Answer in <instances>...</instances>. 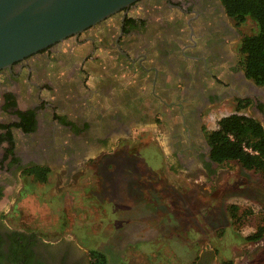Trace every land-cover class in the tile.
I'll return each instance as SVG.
<instances>
[{
  "label": "rangeland",
  "instance_id": "374dc122",
  "mask_svg": "<svg viewBox=\"0 0 264 264\" xmlns=\"http://www.w3.org/2000/svg\"><path fill=\"white\" fill-rule=\"evenodd\" d=\"M227 22L238 35L224 43L225 66L215 73L219 82L209 80L203 92L184 88L178 73L175 83L164 77L168 97L157 102L148 96L147 85L129 81L130 71L116 67L121 61L115 60L114 65L105 55L111 62L99 69L85 62L86 85L70 92L87 96V88L109 77L115 84L113 91L131 96L114 104L123 128L101 134L109 125L104 113H110L112 104L100 101L93 108L95 100L87 101L89 109L82 115L91 130L75 137L65 133L52 141L55 147L79 137L86 148L72 149L70 158L66 151L55 154L44 182L16 176L8 189L11 194L0 200L5 222L33 231L44 241L71 240L85 259L87 251L97 250L106 264H264V233L255 241L244 238L264 214L263 179L235 162L209 161L204 139V132L213 129L219 117L235 111L236 99L264 100V85L244 80L251 85L248 90L242 81L232 82L235 74L244 78L239 40L253 33L255 24L249 18L237 26L230 19ZM178 26L184 28L183 20ZM94 72L102 79L93 81ZM143 91L146 96L140 97ZM194 91L197 96L192 98ZM40 99L52 102L55 95L43 90L39 97L34 91L21 97L24 105ZM192 105L198 112L197 126L190 114ZM239 112L264 126L263 104H251ZM133 186L140 189L136 196ZM132 222L146 231L126 242L130 233L125 231Z\"/></svg>",
  "mask_w": 264,
  "mask_h": 264
},
{
  "label": "flooded vegetation",
  "instance_id": "af4514ba",
  "mask_svg": "<svg viewBox=\"0 0 264 264\" xmlns=\"http://www.w3.org/2000/svg\"><path fill=\"white\" fill-rule=\"evenodd\" d=\"M229 19L218 0H136L108 18L1 68L0 114H6V117L0 115V124L21 123L31 129L23 131L13 125L0 128V200L9 197L8 189L24 168H49L48 162L60 151H66L70 158L72 149L83 151L86 148L79 137L74 142L69 140L67 145L55 147L52 141L65 133L75 137L91 130L82 115L89 109L87 101L95 100L93 108H97L100 101L112 104L110 113H104V120L109 125L100 128L101 134L123 128L114 104L131 96L113 91L115 84L109 77L102 79L100 73L94 72L93 81L102 80L96 85L93 83L91 90L87 88V96L76 97L70 92L71 88L86 85V75L82 76L87 73L85 62L95 64L99 69L106 68L110 61L105 55L112 58L114 65L115 60L121 61L116 67L130 71L132 76L128 80H135L138 86L147 85L148 96L162 102L168 97L164 93L168 89L163 84L164 77L169 76L174 81L180 73V82L195 90L206 88L209 80L219 82L215 73L225 66L224 43L229 36L236 38L238 35L227 22ZM180 20L184 22L183 29L178 26ZM160 34L164 36L162 39L157 37ZM242 77L235 74L232 82L239 84L242 81L248 90L251 89V85L244 82L249 79L244 74ZM43 90L51 91L55 99L52 102L40 99L30 105L21 101L22 96L33 91L35 97H39ZM140 94V97L146 96L145 91ZM191 96L194 98L197 92H191ZM250 100L252 105L264 106V100L261 103ZM57 108H60L59 112L55 111ZM193 109L190 114L193 125L197 126L198 112ZM99 120L102 123V115ZM93 137L98 135L94 133ZM4 218L0 209V264L91 263L89 252L85 259L71 240L62 243L44 241L33 231L10 227Z\"/></svg>",
  "mask_w": 264,
  "mask_h": 264
},
{
  "label": "trees",
  "instance_id": "16d2710c",
  "mask_svg": "<svg viewBox=\"0 0 264 264\" xmlns=\"http://www.w3.org/2000/svg\"><path fill=\"white\" fill-rule=\"evenodd\" d=\"M225 15L237 26L249 18L255 24V31L244 35L239 40L238 50L241 54V67L245 78L256 86L264 85V0H218ZM130 20V18L128 19ZM252 104L247 98L235 100V111L217 119L215 127L204 132L208 147V160L215 164L235 162L245 170H252L260 175L264 183V126L254 117L240 113L239 110ZM21 127L29 131V125L21 123L0 124V128ZM49 168L31 166L21 171V176L30 180L44 182ZM232 206H230L231 210ZM234 219V212L230 211ZM264 233V214L260 224L244 236L246 240L255 241ZM90 264H106L103 253L91 249Z\"/></svg>",
  "mask_w": 264,
  "mask_h": 264
},
{
  "label": "water",
  "instance_id": "95a60500",
  "mask_svg": "<svg viewBox=\"0 0 264 264\" xmlns=\"http://www.w3.org/2000/svg\"><path fill=\"white\" fill-rule=\"evenodd\" d=\"M134 1L0 0V69L108 18Z\"/></svg>",
  "mask_w": 264,
  "mask_h": 264
},
{
  "label": "crops",
  "instance_id": "0c3cea01",
  "mask_svg": "<svg viewBox=\"0 0 264 264\" xmlns=\"http://www.w3.org/2000/svg\"><path fill=\"white\" fill-rule=\"evenodd\" d=\"M178 80V78H176L175 80H174V83H175V81H177ZM178 84L179 83H176V86L178 87ZM186 86H184V88H185ZM174 88V87H173ZM183 89V88H182ZM181 89V90H182ZM204 87H201V88H199L198 90L200 91V92H203L204 90ZM176 90V89H175ZM174 102V100L173 99H171L170 101H169V103L170 104H172ZM168 103V104H169ZM171 106V105H170ZM122 177L124 178V174L122 175ZM125 180H129V178H126ZM133 188V191L135 192V194H132V195H134V196H136V193H138L139 192V190L140 189H136V188H134V186L132 187ZM138 195V194H137ZM123 216H124V214H123ZM129 227V231H125V232H129L130 234H129V236H128V240H126V242H132V241H134L135 240V237L136 236H138V235H140L141 233H143V232H145L146 230L145 229H143L138 223H135V222H132V224H131V226H128ZM130 228H133V229H130Z\"/></svg>",
  "mask_w": 264,
  "mask_h": 264
}]
</instances>
